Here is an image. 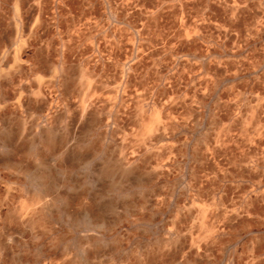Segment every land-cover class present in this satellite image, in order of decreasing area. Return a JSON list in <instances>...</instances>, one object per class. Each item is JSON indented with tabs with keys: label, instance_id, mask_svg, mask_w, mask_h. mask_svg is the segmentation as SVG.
Listing matches in <instances>:
<instances>
[{
	"label": "rangeland",
	"instance_id": "rangeland-1",
	"mask_svg": "<svg viewBox=\"0 0 264 264\" xmlns=\"http://www.w3.org/2000/svg\"><path fill=\"white\" fill-rule=\"evenodd\" d=\"M13 3L0 0V31L15 23ZM232 3L48 0L37 9L19 0L25 21L52 17L43 57H33L48 69L40 75L52 74L62 51L68 78L58 93L39 82L24 91L41 95L22 99L4 89L0 103L7 107L0 118L21 111L41 115L57 95L71 108L79 101L82 110L114 124L117 145L127 149L118 186L141 177L135 189L141 215L131 213L138 229L121 218L113 230L122 244L113 251L98 247L93 264H141L129 246L166 243L164 233L173 228L182 233L179 242L162 243L144 254L142 264H207L219 259L225 243L241 239L234 264H248L249 249L264 257V21L246 9L232 19ZM177 193L183 194L178 201ZM169 196L176 206L161 208L157 202ZM128 198L117 192V199ZM145 212L148 218L141 219ZM217 225L227 237L211 247L194 246L196 236ZM61 260L53 255L51 264Z\"/></svg>",
	"mask_w": 264,
	"mask_h": 264
},
{
	"label": "clouds",
	"instance_id": "clouds-1",
	"mask_svg": "<svg viewBox=\"0 0 264 264\" xmlns=\"http://www.w3.org/2000/svg\"><path fill=\"white\" fill-rule=\"evenodd\" d=\"M47 2L31 0L37 9ZM230 7L234 20L236 11L246 9L255 10L264 21V0H233ZM13 9L15 23L0 31V92L11 89L20 94L19 99L41 95L24 91V86L31 88L33 82H39L49 92L58 93L62 79L68 78L63 52L50 76H41L40 72L48 69L43 64L37 67L33 59L34 55L43 57L52 17L25 21L19 0H14ZM53 99V107L40 109L41 115L21 111L10 120L0 118V264H51L53 255L62 258L61 264H93L98 247L113 251L122 244L123 238L113 230L121 218L134 230L139 227L131 213L141 215L135 207L139 203L135 189L141 177H129L126 188L118 186L116 177L128 166L129 157L127 149L115 141L114 124L102 123L95 113L82 110L79 101L71 108L60 103L58 95ZM5 107L0 103V111ZM121 190L129 194L128 199H117ZM175 195L178 201L183 194ZM157 203L161 208L176 206L172 196ZM42 217L48 219V225H42ZM85 218L91 222L87 227L81 223ZM147 218L145 212L141 219ZM181 235L169 229L164 233L166 243L157 240L141 248L130 245L128 252L142 264L144 254L162 243L165 247L178 243ZM227 236L217 225L211 231L203 230L193 244L211 247ZM242 244V239L228 241L219 259L210 258L207 264H234ZM261 244L264 246V240ZM258 259L264 257H255L249 249L248 264H257Z\"/></svg>",
	"mask_w": 264,
	"mask_h": 264
}]
</instances>
